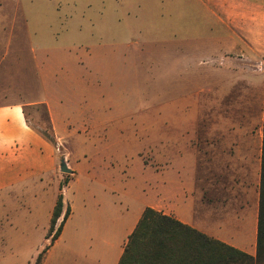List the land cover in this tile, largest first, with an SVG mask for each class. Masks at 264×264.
Listing matches in <instances>:
<instances>
[{
  "label": "rangeland",
  "instance_id": "374dc122",
  "mask_svg": "<svg viewBox=\"0 0 264 264\" xmlns=\"http://www.w3.org/2000/svg\"><path fill=\"white\" fill-rule=\"evenodd\" d=\"M178 19L154 0H0V106L24 105L44 133L52 110L61 139L55 173L0 190V264H45L50 251L49 264L83 260L64 249L69 239L51 245L50 220L59 194L79 213L98 183L116 187L109 205L121 201L134 222L158 210L168 182L183 221L255 255L264 59L255 87L232 92L224 70L183 76L175 60L216 51L180 46Z\"/></svg>",
  "mask_w": 264,
  "mask_h": 264
},
{
  "label": "crops",
  "instance_id": "0c3cea01",
  "mask_svg": "<svg viewBox=\"0 0 264 264\" xmlns=\"http://www.w3.org/2000/svg\"><path fill=\"white\" fill-rule=\"evenodd\" d=\"M154 1L165 9L172 8L179 13L178 29H173L172 36L174 40H178L180 46L185 42L189 46H204L205 50L216 51L215 55L204 53L201 57L175 60V71H188L183 76H192L194 73L209 76L214 70H224V93L232 92L239 85L249 86L244 82L255 87L256 79L260 77L258 67L264 59V0ZM183 14L186 16L183 17ZM193 22H200L204 27V34H209L207 41L202 44L198 43L201 28L194 27L195 24L192 28L186 27ZM263 112L264 105L262 118ZM49 114L55 130V125L59 124L58 118L52 110ZM55 136L61 141L57 133ZM57 168L58 155L55 146L28 125L24 105L0 106V190L51 175ZM169 184L162 181L157 188V211L189 225L180 218V213L175 210L176 204L166 195ZM98 186L101 189L92 188L88 191L86 199L89 200L88 196L92 199L88 203L84 201L79 213L72 201H69L71 214L55 245L59 246L65 239H69L64 249L71 256L76 254L83 258L78 264H118L126 240L140 218L139 216L133 222L131 211L123 209L121 201L119 207L116 202L109 205L111 196L116 194L115 186L105 183H98ZM129 195L126 191L119 194L121 197ZM178 196L177 194L176 198ZM105 202L107 206L104 207ZM204 234L235 247L216 234ZM52 252L48 253L45 264H49L51 258H57L52 256Z\"/></svg>",
  "mask_w": 264,
  "mask_h": 264
},
{
  "label": "trees",
  "instance_id": "16d2710c",
  "mask_svg": "<svg viewBox=\"0 0 264 264\" xmlns=\"http://www.w3.org/2000/svg\"><path fill=\"white\" fill-rule=\"evenodd\" d=\"M37 132L50 144H56L50 123L47 134ZM258 196L255 255L209 237L173 216L147 207L128 236L118 264H264V112ZM64 207L61 193L50 220L47 239H51V245L60 237L64 223L71 214V209L68 207L64 212ZM40 259L41 254L38 263Z\"/></svg>",
  "mask_w": 264,
  "mask_h": 264
},
{
  "label": "water",
  "instance_id": "95a60500",
  "mask_svg": "<svg viewBox=\"0 0 264 264\" xmlns=\"http://www.w3.org/2000/svg\"><path fill=\"white\" fill-rule=\"evenodd\" d=\"M59 168L62 173L72 174V170L68 167V164L64 159L60 162Z\"/></svg>",
  "mask_w": 264,
  "mask_h": 264
}]
</instances>
